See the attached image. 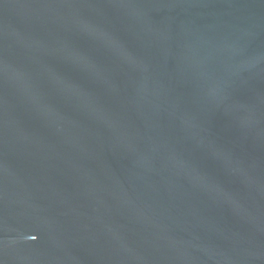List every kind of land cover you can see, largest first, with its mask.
Returning <instances> with one entry per match:
<instances>
[{"label":"water","instance_id":"95a60500","mask_svg":"<svg viewBox=\"0 0 264 264\" xmlns=\"http://www.w3.org/2000/svg\"><path fill=\"white\" fill-rule=\"evenodd\" d=\"M0 264H264V0H0Z\"/></svg>","mask_w":264,"mask_h":264}]
</instances>
